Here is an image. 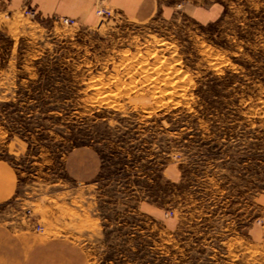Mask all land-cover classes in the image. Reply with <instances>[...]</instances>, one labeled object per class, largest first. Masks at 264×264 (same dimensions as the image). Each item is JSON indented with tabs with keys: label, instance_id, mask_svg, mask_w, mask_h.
Instances as JSON below:
<instances>
[{
	"label": "rangeland",
	"instance_id": "rangeland-1",
	"mask_svg": "<svg viewBox=\"0 0 264 264\" xmlns=\"http://www.w3.org/2000/svg\"><path fill=\"white\" fill-rule=\"evenodd\" d=\"M21 2L0 0V126L27 148L0 223L88 264H264V0L70 27ZM81 148L101 163L84 184L66 166Z\"/></svg>",
	"mask_w": 264,
	"mask_h": 264
},
{
	"label": "crops",
	"instance_id": "crops-1",
	"mask_svg": "<svg viewBox=\"0 0 264 264\" xmlns=\"http://www.w3.org/2000/svg\"><path fill=\"white\" fill-rule=\"evenodd\" d=\"M21 0H15L20 6ZM42 19L69 18L81 24L94 20L97 7L111 9L137 23L153 20L159 10L158 0H27ZM16 7V6H15ZM200 21H205L197 13ZM0 54V68H1ZM26 143L7 137L0 126V205L16 200L19 195V168L16 162L26 155ZM10 158H14L15 162ZM67 171L79 183L94 181L101 171L99 155L92 148L72 151L66 160ZM16 212V210H15ZM40 223L41 216L36 217ZM48 219V218H47ZM30 224L15 214L12 226L0 223V264H88L83 247L66 238L41 237ZM42 259L44 261H42ZM47 259V260H46ZM54 259V262L51 260Z\"/></svg>",
	"mask_w": 264,
	"mask_h": 264
},
{
	"label": "built area",
	"instance_id": "built-area-1",
	"mask_svg": "<svg viewBox=\"0 0 264 264\" xmlns=\"http://www.w3.org/2000/svg\"><path fill=\"white\" fill-rule=\"evenodd\" d=\"M26 14L28 15H32V17H36L37 14L34 10H27ZM97 15L102 17V18H111V12H109L108 10H100L97 12ZM57 20V22H59L61 25L63 26H74L76 25V21L72 20V19H67V18H55ZM42 230V228L40 226H37V231Z\"/></svg>",
	"mask_w": 264,
	"mask_h": 264
}]
</instances>
